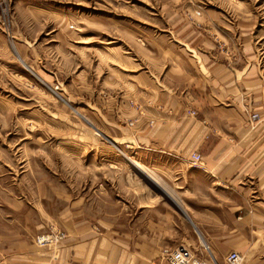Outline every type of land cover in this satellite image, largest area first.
<instances>
[{
  "label": "rangeland",
  "instance_id": "rangeland-1",
  "mask_svg": "<svg viewBox=\"0 0 264 264\" xmlns=\"http://www.w3.org/2000/svg\"><path fill=\"white\" fill-rule=\"evenodd\" d=\"M197 45L264 74V0H0V205L46 196L56 211L62 197L93 208L112 182L118 211H138L151 176L114 138L116 103ZM262 213L233 214L244 264H264Z\"/></svg>",
  "mask_w": 264,
  "mask_h": 264
},
{
  "label": "crops",
  "instance_id": "crops-1",
  "mask_svg": "<svg viewBox=\"0 0 264 264\" xmlns=\"http://www.w3.org/2000/svg\"><path fill=\"white\" fill-rule=\"evenodd\" d=\"M210 48L197 45L163 73L138 75L141 83L116 103L122 126L114 138L151 176L140 178L139 210L128 201L120 213L108 181L111 190L93 208L62 197L56 211L46 196L39 204L3 203L0 264H168L163 248L187 245L207 255L202 244L226 264L232 244L245 238L230 230L234 212L264 210V74L252 63L223 62ZM195 152L203 156L198 168ZM58 227L65 233L59 247L35 243Z\"/></svg>",
  "mask_w": 264,
  "mask_h": 264
},
{
  "label": "built area",
  "instance_id": "built-area-1",
  "mask_svg": "<svg viewBox=\"0 0 264 264\" xmlns=\"http://www.w3.org/2000/svg\"><path fill=\"white\" fill-rule=\"evenodd\" d=\"M195 115V112H193ZM259 118L258 114H251V120ZM203 156L199 152H195L192 155V165L196 168L202 166ZM65 238L64 231L59 228H52L49 231L42 232L36 236L35 242L38 246H52L59 245ZM201 248L207 253L204 255L203 252H197L193 248L187 245H180L177 247L163 248L162 258L166 260L168 264H219L213 256L212 249L208 244H202ZM244 256L237 250H232L225 258L226 264H244Z\"/></svg>",
  "mask_w": 264,
  "mask_h": 264
},
{
  "label": "bare ground",
  "instance_id": "bare-ground-1",
  "mask_svg": "<svg viewBox=\"0 0 264 264\" xmlns=\"http://www.w3.org/2000/svg\"><path fill=\"white\" fill-rule=\"evenodd\" d=\"M131 159V158H130ZM134 164H136V166L140 167L142 169V167L139 165V163L134 162Z\"/></svg>",
  "mask_w": 264,
  "mask_h": 264
}]
</instances>
